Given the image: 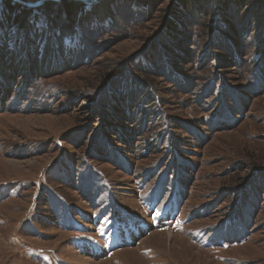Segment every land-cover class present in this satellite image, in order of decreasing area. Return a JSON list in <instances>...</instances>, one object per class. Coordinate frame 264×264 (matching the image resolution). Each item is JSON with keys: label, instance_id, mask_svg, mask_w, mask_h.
<instances>
[{"label": "rangeland", "instance_id": "1", "mask_svg": "<svg viewBox=\"0 0 264 264\" xmlns=\"http://www.w3.org/2000/svg\"><path fill=\"white\" fill-rule=\"evenodd\" d=\"M63 1L0 27V264H264V0H66L43 36Z\"/></svg>", "mask_w": 264, "mask_h": 264}, {"label": "trees", "instance_id": "2", "mask_svg": "<svg viewBox=\"0 0 264 264\" xmlns=\"http://www.w3.org/2000/svg\"><path fill=\"white\" fill-rule=\"evenodd\" d=\"M10 1V0H9ZM9 1L7 2V3H5V6H4V9H3V12H0V27L2 28V33H3V31H8L10 28H14V26H16V27H18L22 32H24V31H26V32H30V33H33V34H35L36 35V33H37V31H35L34 29L32 30V31H30V28H32L33 26H31L30 28H29V24H28V21H27V19L25 20V18H26V16L27 15H29V14H34L35 12H36V9H38V8H33V9H28L27 8V10H29V11H27V12H24V14L23 13H19V12H22V11H20L19 10V12H15V10H16V8H14V7H12L11 5H9V4H14V3H12V2H10L9 3ZM66 1V0H65ZM65 1H63L62 2V4L61 5H59V7L61 8V9H59V10H61L62 11V16L61 15H58L59 14V12H57V15H52V11H54V7L53 8H49V9H46L45 7L43 8V9H41L44 13H45V16H43L41 19H43V20H41V21H43L42 23L45 25V28H47V31H46V33L44 32V35L43 36H46L47 35V33H49V34H51V37H54V38H56V35H60L59 33H61V31L63 30V29H61V30H57V29H53V28H56L55 26H54V23H53V20H56L55 18L57 17V16H59V17H61V18H63V17H66V14L67 15H69L70 13V11H73L74 10V5H76V3H74V2H69V3H67V2H65ZM6 2V1H5ZM147 3H150L149 1H146ZM262 1H260V0H247L245 3H243V5L245 6V8L246 9H248V11H247V13L249 14V16H251V14H252V10H253V8L254 7H259L260 5L262 6V3H261ZM241 3V1L240 0H233V2L231 3V5H233V6H237V5H239ZM146 5H148V4H146ZM58 6V5H57ZM22 8H24L23 6H21ZM42 7V6H41ZM82 7H83V4L81 5V9H82ZM146 7V6H145ZM230 6H228V8H229ZM24 9H26V8H24ZM147 9H148V7H147ZM45 10V11H44ZM1 11V10H0ZM15 13H19L17 16H15ZM47 13V14H46ZM72 15L70 16L71 18V22L73 23V19H74V15H73V12L71 13ZM3 16V17H2ZM15 16V17H14ZM39 16H41V15H39ZM171 16V15H170ZM12 18V19H11ZM14 18V19H13ZM15 18H18V19H15ZM172 18V17H171ZM170 19V18H169ZM13 20V21H12ZM32 25V24H31ZM69 26H71L70 25V23H69ZM69 26H67V25H63V27H66V28H69ZM66 28L64 29L65 31H67L66 30ZM5 33V32H4ZM40 32H38V36H36L37 38H36V42H38V43H35L36 45L38 44V47H40L42 44H41V42L40 41H42V37H41V35L39 34ZM6 34V33H5ZM48 34V35H49ZM249 34H250V32H244L243 33V36L245 37L244 39L246 40V41H248V40H250L251 41V39L249 38L250 36H249ZM50 37V36H49ZM50 37V38H51ZM250 41H248L247 43V45H250ZM82 43V42H81ZM80 43V44H81ZM230 44H231V42H229ZM82 45H83V43H82ZM71 48H75V46H74V44H73V46H71ZM37 50V49H36ZM230 53H233L232 55H237L236 54V51H234V49L232 50L231 49V51H230ZM150 87V86H149ZM148 88V87H147ZM175 193V192H174Z\"/></svg>", "mask_w": 264, "mask_h": 264}, {"label": "water", "instance_id": "3", "mask_svg": "<svg viewBox=\"0 0 264 264\" xmlns=\"http://www.w3.org/2000/svg\"><path fill=\"white\" fill-rule=\"evenodd\" d=\"M91 1H94V0H85V1H82V3H86L87 5L89 4V2H91ZM36 5H39V4H36ZM36 5H34L35 7H36Z\"/></svg>", "mask_w": 264, "mask_h": 264}]
</instances>
